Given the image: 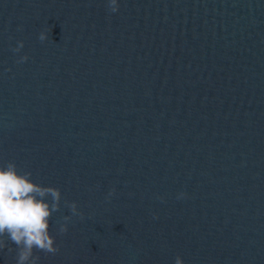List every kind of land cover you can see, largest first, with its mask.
I'll return each instance as SVG.
<instances>
[{
	"label": "water",
	"instance_id": "95a60500",
	"mask_svg": "<svg viewBox=\"0 0 264 264\" xmlns=\"http://www.w3.org/2000/svg\"><path fill=\"white\" fill-rule=\"evenodd\" d=\"M118 4L0 0V166L61 191L37 264H264V0Z\"/></svg>",
	"mask_w": 264,
	"mask_h": 264
},
{
	"label": "clouds",
	"instance_id": "9594fccd",
	"mask_svg": "<svg viewBox=\"0 0 264 264\" xmlns=\"http://www.w3.org/2000/svg\"><path fill=\"white\" fill-rule=\"evenodd\" d=\"M108 7L110 11L116 12L118 0H108ZM48 36V32L42 31L39 39L44 41ZM23 43L18 41L13 51L19 52ZM27 58L26 55L22 56L17 62H23ZM31 175V172L19 171L12 160L6 166H0V249L6 247L5 237L14 242L17 246L16 264H37L39 256L34 255V250L45 254L59 251L49 227L52 214L60 208L61 191L58 187L35 182L30 178ZM68 206L72 215L83 218L75 201ZM70 218L63 217L65 223L59 225L60 233L67 231V221ZM175 264H184L180 256L175 258Z\"/></svg>",
	"mask_w": 264,
	"mask_h": 264
}]
</instances>
